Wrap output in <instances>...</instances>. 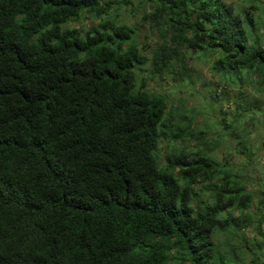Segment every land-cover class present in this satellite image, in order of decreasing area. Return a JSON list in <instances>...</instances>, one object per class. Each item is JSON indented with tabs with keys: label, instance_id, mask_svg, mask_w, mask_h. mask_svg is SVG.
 <instances>
[{
	"label": "trees",
	"instance_id": "trees-1",
	"mask_svg": "<svg viewBox=\"0 0 264 264\" xmlns=\"http://www.w3.org/2000/svg\"><path fill=\"white\" fill-rule=\"evenodd\" d=\"M146 1L0 0V264H264V0Z\"/></svg>",
	"mask_w": 264,
	"mask_h": 264
},
{
	"label": "rangeland",
	"instance_id": "rangeland-1",
	"mask_svg": "<svg viewBox=\"0 0 264 264\" xmlns=\"http://www.w3.org/2000/svg\"><path fill=\"white\" fill-rule=\"evenodd\" d=\"M129 3H122L120 9L117 10L118 17L121 18L123 21H125L129 25H136L138 28V36L141 41L142 48L148 47L151 48L152 44L154 43L155 37L154 35L148 31V26L146 25V22L142 20V15L144 12V7H148V2H144L143 0H128ZM143 4V6H142ZM99 18H85L78 22L73 21L71 22L72 27H82V28H88L91 25L97 24L99 21ZM197 67L200 70V74H202V78H204L206 81H215L217 80V76H211L210 72H208V68L204 62H198ZM199 85H195V89L192 91H189V86L183 85V90L180 91L178 87H176V92L169 94L170 100L177 97L181 92L182 95L187 98L188 104L196 106L198 109H202L205 113V116H203L205 121H210L211 118L215 117L219 114V107L218 108H212L209 104V98L207 96V89L204 90V87L200 85V81H198ZM208 84H211V82H208ZM151 86V85H149ZM148 86V87H149ZM215 87V85H213ZM200 114L202 113H196L195 120L203 119ZM256 136V135H255ZM254 136V138H255ZM228 142V141H227ZM225 143V146L221 148V151L226 152L228 155V151H230L231 148H233L234 141H230L229 143ZM165 142H162L160 146H164ZM163 151V149H162ZM216 151V150H215ZM219 158H223L224 153L220 152L218 150ZM233 161H236L237 163H241V159L239 158H233Z\"/></svg>",
	"mask_w": 264,
	"mask_h": 264
}]
</instances>
